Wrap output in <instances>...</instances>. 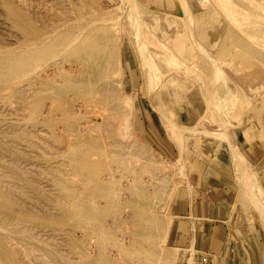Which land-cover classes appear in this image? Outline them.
Instances as JSON below:
<instances>
[{"label": "rangeland", "instance_id": "rangeland-1", "mask_svg": "<svg viewBox=\"0 0 264 264\" xmlns=\"http://www.w3.org/2000/svg\"><path fill=\"white\" fill-rule=\"evenodd\" d=\"M138 1H140L139 2L140 7H143L144 5H145V7H147V9H145L144 12L142 10L134 8L136 13L138 10L139 13H137V15L140 14L141 18L139 16L137 17L133 8L130 6L129 0H0V57H1V55H3V56H5V55L18 56V55L24 53L23 51H26V49L29 47L30 39L33 38L34 40H39V37L40 36L42 37V35H43L41 30H43L45 27L53 29V25L60 24V22H62V21H63L62 23H64V22L66 23V21L67 22H69V21L70 22H74V21L76 22L78 19L88 20V19L92 18V15L100 14L101 12H103L105 10V8H109V9H106L108 11H106V10L104 11V12L108 13V15L106 17L109 16L108 17V21H109L108 24L109 25L107 24L106 28L110 29L109 31H111L117 37L115 41H117V39L120 37V35H121L120 38H122V35H126V34L129 37H130V34H132L131 36H134V26H135V24H138L137 21L142 20L144 16L149 17L151 14L153 17L155 15L154 18H155V20L157 19V21H154V20L153 21L156 22L155 23L156 25H154V26L157 29L155 28V31L150 32V34L152 33L151 36L149 34H148V36H150L151 38L152 37H154V38L158 37L159 39L163 40L164 42L159 40V39L155 40L153 38L155 40L154 42H157L158 45H160V44L163 45V43L166 45L165 48L167 51L164 50L163 53L167 54L168 56L166 55V57H164L165 55H163V53L160 52V51H163L162 48L164 47V45L162 46L161 50H159L158 47L160 48V46H158L156 43H152V45L154 47L152 45L151 46L149 45L150 46L149 48L151 49V47H152V49H155V50L157 49L158 52H157V50L156 51L153 50V52L154 51L156 53L160 52V53H162L161 55H163V57H161L159 59V57H157L158 54L153 53L150 50V52H152L151 54H154V55H152L153 57L150 59L146 58L147 59L146 61H147V65L151 64L150 67H149V65H148V67L149 68L152 67L153 70H154V66L157 64L156 65L157 67L155 66L156 68L154 70L156 74L153 73L154 71L152 69H151V71H152V75L154 74V77H155V75L157 77V73L160 75V78L157 80L158 81L157 84L160 86L161 91H164V90L169 91V90H171V88H172L171 91L172 92L174 91L173 92L174 95L170 94V97H171L170 101L168 100L170 102L171 106L173 105L172 106L173 109L175 107L176 111L174 113L176 116H174V117L177 118L178 113L187 111L188 110V103H190V102L202 101L203 107L206 109L208 106L207 111L209 110L207 113L204 109L206 116L203 113V115H204V116H202V118L204 117L203 120L199 119V122H198V119H196L191 124L192 127H191V129H189V131H191V132L185 131L188 133L187 134L185 132L183 133V136H182L183 141H184L185 134L187 135V137L185 136V138H186L185 142H186L187 147L185 146V143L182 142L180 139H176V140L172 139L173 140L172 142L174 144V150H176L174 152V154L176 156L175 158H177V159H174V161H173L174 163L172 161L166 162V158L165 157L163 158L164 155H162L158 151V147H154L149 142L147 143V141L143 137L140 136L138 130H136V131L134 130L135 129L134 124L136 125L137 116H138V114L140 115V112L137 111L138 109L136 110V108L143 110L150 117L151 111L153 110V104L151 103V100H150L148 93H147V87L145 85V82L143 81V75L145 73H143L144 72L143 68H142L143 65H141V64H143L144 62H143L142 58L140 57V54H139L140 52L133 47L132 42L129 40V38H127L128 40L125 41V44L129 47L128 51L131 54L135 55L136 59H135V61L133 60L134 70L128 71V75H127V69L126 68L124 69V71H125L124 75L125 76L124 75L123 76L125 78L126 83L123 86L121 84V81L118 82L119 81L118 77L120 76L121 69L120 70L116 69V70H114L113 73H111L112 76L108 74V76H110V77H108V76L104 77V78L107 77L106 82H101V83L96 82V84L93 85L94 87L92 86L91 88L83 90L82 93H80L79 95L76 94L77 91L74 88H72V86H67V85L63 87L64 91H62V92L61 91L46 92V93L37 95L36 93H31V91L29 92V87L27 85L29 78L27 77L28 75L26 74L25 71H22L21 77H19L18 76L19 74H18L15 77L10 78L11 75L14 76L15 74L8 73L9 67L8 66L6 68L4 67V70H3V68H1L0 69V215H1V217H7L8 219H14V220L16 219L15 221H22V223H27L29 226V233H28V231L25 233L26 237H25V234L21 235L22 238L20 239V241L17 242V241H15V239L14 240L7 239L8 244H10L12 247H14L16 249L18 248L20 264H73V261H74L73 259H75L77 257V255L79 254L80 251H81L80 254L82 255V259H83L84 264H118V263L119 264H140V262L143 261L144 257L150 258L151 256H152L151 258H153V264H158V263L159 264H174V263L175 264H189L190 261L193 262V264H196L197 263V250H196L197 248H196V243L194 242L195 241L194 235H195L196 230L200 224H199L198 220H196L194 217L192 218V217H188L186 215H182L183 216L182 217L180 215L181 217L179 218V217H176V214L170 213V205H171L170 202H171V198H172L171 196L174 195L176 192H178V194H180V192L183 189H187V187L189 188L190 186L197 185V183H192V180H196L197 175L201 176L206 171V168L210 165L211 161H213V160H215V161L219 160L220 162H222L225 170L230 173V176L234 180V182L238 181V178L236 175H239L238 177H241L242 179L244 177L247 178L250 176H252L253 178L256 177L257 188L254 191L255 196L252 193V195H251L252 197L244 196L243 199L239 198L240 200H238V199L236 200V197H235L236 201L234 202L235 205L233 203V209H232L233 212L231 214L230 220H231V222H233L235 224L245 223L246 225H249V227H252L253 229H255L257 234L259 235V239L263 245L262 250H263V254H264V225L262 223V218H260L261 217L260 210H258L257 203L255 202V200L257 199V198L255 199V197H258L260 200L262 198L264 199V167H261L259 169V172L257 173L258 177L255 175L254 176L249 175L246 177V175L244 176V170L240 171L239 168L236 167V165L233 163V160H232V150H233V148H236L245 157V159L247 157V159L245 161H247V165H249V166H250V164L252 165L250 167H254L257 164L255 160L256 159L259 160L260 157H261V159L258 161V165L262 166V164H264V162L261 161V160H263L262 155H264V135H259V133L262 134L261 131L258 129L257 132H255V134H254L255 136L250 137V138H248L246 136L245 139L243 140V134L247 131V126L249 125L250 121L251 122L253 120L256 122L258 121L259 127L261 129H264V108H262L263 111L260 112V114H259V112L255 113L254 111H251L253 109L255 110V108L258 107L259 102L262 105V103H261L262 100L259 101L260 100L259 98H261L260 96L263 95L262 93H264V90H263V92H261V94H258L257 90H254V89L256 88L255 82L264 84V56L262 55L260 57L257 55H253L254 56L253 62L256 64H262V67L260 69H256V70L250 69V68H245L243 65H246V64H244L245 61H247V63H248V59L247 58L245 59L246 56L244 58L239 56L240 54L243 53L241 51V50H243L241 48H244V46H242V45H244V44H242L243 42H246L247 47L252 45L251 48L248 47V48H250V50L252 52L257 51V52H262L264 54V36L259 34V37L257 38L256 35H252L253 38L251 39V35L248 34L250 36H247V34L245 33L248 31V30L246 31V29L248 27L252 28L251 25L256 26V24L259 23V21H260L259 19L262 20V18H264V6H262V4L259 2H256V4H255V2L252 3V2H250V0H248L249 1L248 3L245 2L246 4H244V1H242V3H241V1H238V0H234L233 3L230 0H227V3H226V0H220V2L218 0V3H217V0H203V1L198 0V2H197V0H187V1H189V3H187V4H189V9L194 10L196 7H198V9H195V12H197L199 10L200 11L206 10V11L205 12H199V13L195 14V18L192 20V22L183 26L184 30L185 29H187V30L180 31V33H179L180 35L182 34L183 39L186 40V42L182 44L183 39H182V36H180L179 34L177 35V37H179L177 39H179V41L181 43H179V42L177 43V39L174 40L173 42L171 41L170 35H172V34H169L171 32V29L165 28L163 26V24L169 20L170 15H172L173 13L177 14V10H179L180 13L183 12V9H181L183 7L182 6L183 2L181 4L180 3L181 1L178 0V2L180 4L178 2H176V4H174V6L172 7V11H170L172 14H167L165 16V18H162L161 15H158V14H161L162 13L161 11H163L167 8L166 5L160 4L157 2H153L154 3L153 5H149L146 0H142L143 2L141 0H138ZM204 1H205V3H204ZM223 1H225L224 4H227V7L229 6L228 1H229V4H230V2H231V4H233L234 8L232 6H230V7H228L230 9L232 7V9L237 10L238 8L236 6H238V7L242 6L241 8H243V6H244L243 9L245 11L247 10L250 14L249 15L246 14L247 12L244 13L243 12L244 10L241 9V10H243L242 14L244 13L245 16L246 15H248V16L245 18L242 16L240 18L239 16L241 14L236 13V15L239 14L238 17L240 19V21L237 22L235 17L236 18H238V17L236 15L234 17V15H231V13H229V12L233 13L234 10H232V9L230 10L227 7L226 8L224 7L225 8L224 10H223V8L221 9L220 5L223 4ZM251 1H253V0H251ZM261 1L264 3V0H261ZM141 2H142V4H140ZM207 2H209V3H207ZM215 3H217V4H215ZM257 3H258V5L259 4H261V5L258 6ZM218 4H219V6H217ZM224 4L222 5V7L224 6ZM234 4H236V6ZM247 4H249V5H247ZM247 6H252L254 9L252 7L247 8ZM153 8H155L157 10H155ZM110 9H111V11H110ZM159 9H161V10L159 11ZM174 9H175V11H174ZM250 9H252L253 11ZM221 10H223V11H221ZM94 11H96V12H94ZM99 11H101V12H99ZM114 11L116 13L115 14L116 17L113 15ZM227 11H228V13H227ZM239 11L240 10L235 11V12H239ZM109 12H111L112 14ZM132 12L135 15L132 14ZM141 12H143V13H141ZM145 12H147V13H145ZM226 13L228 15L230 14L229 16H232L234 18L229 17ZM252 14H254V15L257 14V16H255V17H258L259 19L258 18L254 19V17H253L254 15L252 16ZM142 15H144V16H142ZM156 15L160 16V17H156ZM250 15L252 18L250 17V19H249L248 17ZM258 15H260V16H258ZM83 17H85V18H83ZM130 17L131 18L133 17L132 19L135 18L137 21H135V19L132 20ZM243 18L245 19V23H247V24H245L244 21H242ZM252 19H253V21H252ZM256 19H258L259 21H257ZM130 20H132L135 23H132ZM254 20H256L257 22ZM250 21L252 23H250ZM154 22H153V24H154ZM127 23H129V24H127ZM254 23H256V24L254 25ZM260 23H261V25H260ZM260 23H259V26L264 27V24H263L264 22L260 21ZM116 24L118 26H120V24H121V27L117 26L115 29V27H113V26L114 25L116 26ZM190 24L194 26V29L192 28L191 32H193V30H194L195 33L190 32V29H191ZM244 24L247 26V28ZM200 25L205 27V32H206L207 38L206 39L200 38V47H199L197 42H196L197 39L193 38L192 36H195V35L197 36L196 26H200ZM238 25H242V27H240ZM187 26L189 29L187 28ZM40 27H41V29H40ZM143 27L146 28L145 25H143ZM108 29H105V30H108ZM35 30H37V31H35ZM130 31L133 33H131ZM164 31L166 32V34ZM243 31H245V32H243ZM123 32H124V34H122ZM182 32H184V34ZM189 32H190V35H192V36L189 35ZM153 33L155 36L153 35ZM137 35H139V34H137ZM148 36H147V38H148ZM168 36L170 38L169 40L167 39ZM238 37H242V39L240 38L241 44L239 43ZM248 37H250V38H248ZM120 38H119V40H120ZM191 38H193V40L196 39V40H194L195 42L193 41V44H192V40H190ZM247 38H248V41L252 40L251 41L252 44L250 41L249 42L247 41ZM184 40H183V42H184ZM188 40H190V41H188ZM167 41H169V42H167ZM175 44L176 45L177 44H179V45L185 44L187 48L183 51V53L181 51L179 53V51L176 48L177 46ZM211 44H213L212 47H211ZM217 44L223 47V49L221 50L222 54H217V56L214 57L211 55V51H212L211 49L215 45L217 46ZM123 45H121L122 47H121V51H120V53H122V54L124 53ZM155 46L156 47L158 46V47L156 48ZM172 47L173 48L175 47L176 51H174V49ZM204 48L207 50V52ZM239 48L241 50H239ZM194 49L199 51L200 56L197 55L198 52L196 53L194 51ZM192 50L196 54L191 53ZM168 51L171 52L172 54L169 53ZM174 52H176V53H174ZM180 54H181V57H180ZM201 54H204L203 57L204 56L205 57L203 59H205V60L201 59L202 58ZM209 54L211 55V57ZM226 55L228 58L226 57ZM196 56L197 57L199 56V57L197 58ZM149 57H151V56H149ZM154 57L155 58L157 57L158 61H157V59H154ZM172 57L175 59H173ZM178 57H179V59L180 58L184 59V60H182V59H180V60H182L181 61L182 64L186 63L185 64L186 67L184 65L181 66L180 60L179 61L176 60V59H178ZM193 57H194V59H193ZM206 57L208 58V60ZM163 58L168 59V61L170 62L169 63L170 65H167L168 63ZM225 58H227V59H225ZM152 59H154V60H152ZM44 60H43V62L35 63L36 64V65H34V69H35L34 71L35 72H33V74H31L30 76L38 79L40 77V75H43L45 73H53V72H56L58 70L57 73L60 74V73L66 72L67 70H69V68H72V66H73L72 69H74V66H75L74 65L75 61L72 59H63L61 66L57 65L56 62H53L52 58L45 60V61H47V60L49 61L48 63L46 62L47 63V66H46ZM159 60H161V61H159ZM172 60H173V62H172ZM211 60L215 63L217 62V64L219 65L220 68H222V66L225 65L224 66L225 69L222 68L221 69L222 72L220 71L221 74L223 73L222 75H224L225 73L227 74V75L225 74L223 79H221L223 76L221 77L220 74H218L221 77L220 78L218 76L221 80L220 79H218V81L215 80V78H217L216 77L217 75L215 76V74H217L216 72H218L217 70H219V68L217 67L218 65L215 63H214L215 65H214L213 62H211ZM227 60H228V62H225V64H224V61H227ZM152 61H154V66H153ZM189 61H191L190 64H189ZM193 61L195 62L194 64H196L198 61V64L192 65ZM183 62H185V63H183ZM159 63H160L159 66H161V67H158ZM211 63L216 67V69L217 68L218 69L212 70L214 68V66L211 65ZM175 64H176V66H175ZM177 64H179V66ZM204 64H205V66H204ZM207 64H209V65H207ZM19 65H21V64H19ZM40 65L41 66L44 65V67H41ZM190 65H191V69L194 67V69H192V70H194V73H195L194 75H192V70L191 71L188 70V69H190ZM45 67H46V70H45ZM47 67H48V69H47ZM167 67H170V68H167ZM175 67H179V68L182 67V68H180V69L177 68L178 69V71H177V69ZM187 67H189V68H187ZM51 68L53 70H51ZM66 68H68V69H66ZM149 68H148V70H149ZM157 68L159 70L158 72H156ZM184 68H185V70L190 71L189 73H186V76H184L185 74H183ZM199 68H201L200 71H199ZM207 68L208 69L212 68V69L208 70ZM166 69H168L167 70V71H169L168 73H167ZM170 69L173 71H171ZM227 69L229 71H227ZM60 70H61V72H60ZM118 70H119V73H118ZM211 70H212V72H211ZM232 70H234L235 73L237 72L236 76L238 77V79L236 78V76L234 75ZM41 71H42V73H41ZM115 71H117V72H115ZM151 71L148 72V74H151ZM160 71H161V74L162 73L164 74L166 72L167 75H166V73L164 75L163 74L161 75L159 73ZM176 71H177V73H176ZM206 71H207V73H206ZM209 71H210V73H209ZM213 71L215 74L213 73ZM231 71H232V73H231ZM5 72H6V74H5ZM23 72H25V73H23ZM134 72H136V75L133 74ZM203 72H205V73H203ZM115 73H117V74H115ZM197 73H200V74H197ZM201 73H203L204 76L207 74L205 77H207L208 79H209V76L211 73H213L214 75L211 74V76H210L211 79L209 81H207L206 80L207 78L203 79V75H201ZM1 74H3V75H1ZM9 74H11V75H9ZM175 74H177V75H175ZM228 74L230 76L231 75H234V76H231V77L229 76V78H228ZM7 75H8V77H7ZM22 75L26 78H23ZM116 75H118V76H116ZM170 75L174 76L173 79L172 78L169 79ZM144 76H146V74ZM162 76H164L165 78L163 77L161 79ZM193 76L195 77V79ZM213 76H215L214 79H213ZM199 77L201 78V80H199ZM12 78H13V80H11ZM14 78L15 79L17 78L16 79L18 81L17 84H15L16 80ZM18 78H20V81L18 80ZM21 79H22V81H21ZM128 80H132V81L129 82ZM159 80H162L164 82L167 80L169 82H167V85H166L165 84L166 82L163 83L162 81H159ZM171 80L174 83H171L172 82ZM174 80H176V81H174ZM214 81H216V83ZM237 81H239V82H237ZM13 82H15V83H13ZM161 82L165 85H162ZM175 82L177 84H175ZM212 82L215 83L216 85L213 84ZM225 82L228 85V89H227V85H225ZM118 83H120L121 86ZM206 83L207 84L211 83L210 84L211 86L209 84L207 85ZM107 84L112 86V90H113V88H115V91H116L115 97H111V93H110L108 87H107V89L103 90L105 88V85H107ZM171 84H172V86H171ZM201 85L203 86L202 88H201ZM162 86H164L165 88H163ZM209 86L211 87V90L213 88L212 91L208 89ZM118 87H119V89H118ZM173 87H174V90H173ZM236 87H237V90H235ZM176 88H177V91H175ZM222 88H224L225 91L223 90V92H225V93H222ZM121 89L123 90V92H121ZM226 89L229 92H227ZM233 90H235L236 92ZM248 90H249V92H248ZM13 91H14V93H13ZM90 91L92 93H89ZM102 91L108 92L110 94L108 97L109 103L103 100L102 97L105 95L102 94L103 93ZM209 91H210V93H209ZM234 92H235V96L237 98L236 100H235V97L234 98L231 97L232 96L231 94H233ZM240 92H241V95H240ZM245 93H248V94L245 95ZM117 94L119 95V97ZM205 94H208V97ZM223 94H224V96H226L228 98L223 97ZM243 94L245 96H243ZM68 95H69V97H68ZM227 95H229V96H227ZM28 96L31 98H29ZM165 96L167 97L168 94ZM204 96L207 98H204ZM220 96H222V97L219 98ZM241 96H242V99L239 98ZM110 97L113 98L114 100L116 98L115 103L116 104L118 103L120 105V107L122 105L123 106V107H121L122 109L120 108L118 110V109L114 108V106L111 104V99H109ZM174 97H176V98H174ZM214 98H216L217 100ZM69 100L70 101L74 100V101L72 103V102H69ZM237 100H239L240 102ZM217 101H219L220 103L222 101L223 106H220V105H222V103L221 104L219 103V105H218V103L215 104V102H217ZM233 101H235V102L237 101V103H233ZM75 102H80V103H75ZM225 102H228V104L226 103V105H225L226 107L224 106ZM54 105H56V107ZM78 105H79V108H78ZM102 105H104V106H102ZM227 105L230 107H228ZM95 106H96V108H95ZM235 106H236V111L235 110H234L235 112L230 111V110H232L233 107L235 108ZM239 106H240V109H239ZM102 107L104 110H102ZM222 107H223V109H222ZM93 108H95L94 110L96 113H93L94 112ZM114 109H115V111H114ZM238 109L241 110L243 113L240 112ZM242 109H244V110L246 109V111L248 109L249 110H248V112H244V110H242ZM33 110H34V113H32ZM112 110H113V112H112ZM116 110H117V112L118 111L119 112L117 113ZM219 110H220V112H218ZM224 110H226L227 112ZM256 110H258V109H256ZM216 112H218V113L216 114ZM222 112L224 113V115L227 118L224 117ZM100 113L103 114V116L100 115ZM156 113L158 115V120H157L158 127L164 128L165 125L163 124L161 116L159 115L158 112H156ZM211 113H212V115H211ZM220 113H221L222 118L219 115ZM238 113H242V115L243 114L244 115L242 116ZM245 113H247V114H245ZM31 115L35 116V117L31 118ZM107 115H110V116L107 117ZM115 115H117V117ZM227 115H230V116H227ZM247 115H248V117H247ZM213 116H215V117L219 116L220 118L217 117L215 119ZM88 117L90 120L88 119ZM208 117H209L210 121H212L211 122L212 125H211L210 121L208 120ZM210 117L212 118V120ZM138 118H139V116H138ZM223 118L225 120H223ZM247 118H252V119L249 120ZM50 120H52V121H50ZM115 120H117V121H115ZM215 120H217V121H215ZM219 120H221V121L218 122ZM88 121H89V123H88ZM91 121L93 123H90ZM114 121L117 124L114 123ZM214 121L216 124H218L217 126L214 123ZM228 121H230L228 123L231 125V126H229L230 128L228 127L227 123H226L227 125L225 124V122H228ZM221 122H224V123L222 124ZM85 123H86V126H85ZM112 123L114 125H112ZM198 123H201V124H199V127H200L199 129L197 127ZM203 123H205L206 125ZM81 124H82V126H81ZM87 124H88L89 128L87 127ZM221 124L223 126H220ZM200 125H202V128L203 127H205V128H203L201 130ZM98 126L101 127V129L98 128ZM219 126H220V128H219ZM236 126H237L238 131H236ZM144 127H145V125H144ZM194 127H196V128H194ZM223 127L224 128L226 127L225 129H227V131L226 130L225 131L228 134L230 132H233V133H230L229 136L227 135V138L230 142L226 139V137H224L227 133L225 135H222L223 134L222 133ZM83 128H85V130H83ZM128 128H131V129L133 128V129L131 131ZM206 128L209 130L206 131ZM213 128H215L216 133H214L215 131ZM108 129H111V131ZM193 129H194V131H193ZM230 129H232V131ZM99 130H101V131H99ZM114 130H115V132H114ZM186 130H188V128ZM218 130H219L220 135L217 133ZM107 131H109V132H107ZM208 131L209 132L214 131V132L209 133ZM225 131H223V132H225ZM203 132H205L206 134ZM192 133H194V134H192ZM65 134H66V137H65ZM69 134L71 136H69ZM214 134H216L218 137ZM256 135H259V137ZM60 137H61V139H60ZM69 137H71V138H69ZM97 137H98V139H97ZM195 137H196V139H195ZM221 137H223V138H221ZM137 138H138V140H137ZM76 141H88V142L85 144V146L84 145L81 147L75 146L76 148L73 151V149L71 147H74V145L76 144ZM143 141H144V144L148 145L149 148H147V146H145L143 144ZM177 141L179 142V144L183 143L182 146H179ZM197 141H198V143L195 145L194 143ZM243 141H244V143H242ZM109 143L110 144L112 143V145H109ZM68 144L69 145L71 144L70 147ZM138 147L143 148V149H137ZM183 147H184V150H183ZM98 148H100V149H98ZM208 149L212 153L209 152ZM132 150H133V152H132ZM80 151L84 152L85 155H87L88 161L92 162V163L90 162V166L84 168L83 171L80 167H78L72 163L74 160V156L77 155L78 153H80ZM112 151H114V152L112 153ZM144 151H147V152H144ZM115 152L119 153L120 155H118ZM181 152L183 153V155H181V156H185V158L184 157L183 158L185 160L188 159L187 161H185L183 158L180 157ZM127 153H130L132 155L127 154ZM143 153H145V154H143ZM146 153H148V154H146ZM152 153H154V154H152ZM126 154L128 155V157H126L127 159L125 158ZM133 154L140 156V158L136 156L138 158L137 159L134 155V157L137 159V161H139V159H141V157H143L141 159L142 162L140 160L139 162H136V164L134 165L133 162L135 163V158L133 157ZM112 156H114L117 161H119L120 159L123 158L122 160H120V163H122V164H120L116 160L114 161L115 158L113 159ZM129 156L132 158L131 159L132 164H131V162L128 161V160H130ZM252 157L254 158V160L252 159ZM111 159H112V162H111ZM143 159L145 160L144 162H143ZM197 159L203 160L206 163L205 165L207 167H204L201 171H199V174L196 173V175H194L196 177H193V176H191L190 172L192 170V164ZM126 160L129 162V165L126 162ZM148 160L149 161L151 160L154 163H156V162H159V163L158 164L156 163L157 164V167H156V164H154L152 162V164H153L152 165V164H150V162H148ZM140 162H141V164H140ZM163 162L167 163V164H165L164 169H163V165H162ZM133 165H134V168L136 166L137 167L135 168V170H132V172H133L132 173L131 169H129V168L133 169V167H132ZM159 165H162V166H159ZM147 166L150 169L149 172H148L149 169H147L148 168ZM175 166H176V169L179 168L180 171H181V169H183L184 172L181 171V173L183 172L182 175L179 172V170H178V172H177V170H174ZM90 167L92 169H90ZM109 167H110V169H108ZM141 167H143V168H141ZM172 167H174V168H172ZM186 168H187V170H186ZM99 169L101 170V174H100V171H98ZM138 169H139V171H138ZM208 169H209V167H208ZM93 171H94V173H93ZM134 171L136 172L135 173L136 176L138 175L137 177L135 176ZM143 171H144V173H143ZM63 172H64V174H63ZM95 172H99V173L96 174ZM123 172H124V174H123ZM151 172L153 174H151ZM241 172H243V173H241ZM150 174L153 176H151ZM113 175L115 176V178L113 177ZM120 175L123 177H120ZM95 176H97L99 179H97V177L95 179ZM188 176H189V180L187 179ZM108 177H110V180H112V182L109 181ZM90 178H91V180H88ZM134 178H135V180H133ZM241 178H239V179L242 181ZM105 179L106 180L108 179V180L105 182ZM93 180H94V182H93ZM150 180H152V181H150ZM244 180H246V179H244ZM146 182H148V183H146ZM150 182L151 183L153 182L154 184L153 183L150 184ZM11 185H17L18 187L20 185V187H19V188H21L20 192L22 191V188H23L24 193L23 192L18 193V191H17V194H16L15 192H13V195L11 194L12 202L7 203L6 200L3 198L2 192L6 193V191L8 190V187H10ZM238 186L239 185H236V189H238ZM107 189H111V190L113 189V192L115 191L116 193H112ZM155 189L156 190L158 189V190L156 191ZM80 190H82V191L80 192ZM106 190H107V192H106ZM118 190H119L120 194H122L121 195L122 197L119 195ZM153 190H155L158 193H155V191H153ZM25 191H27V192H25ZM107 193H108V195H107ZM153 193L156 195H153ZM116 194H118L119 196ZM129 196H131V197H129ZM169 196H170V198H169ZM95 198H96V200H95ZM155 198H157V199H155ZM252 198H253V200H252ZM167 199L169 200L168 203H170V204H168V206L165 205V204H167L166 203ZM92 200H94L95 202ZM253 201L255 203H253ZM259 204H261V203H259ZM72 206H74L75 208L77 207L76 211H73L74 207H72ZM143 208L146 211L143 210ZM140 209H142L145 213L142 214V216H137L138 210H140ZM86 211H88L90 213L89 219L91 220V218H92V221H91L92 225L86 224V223H81V225L80 224L77 225L76 224L77 221L80 222L81 219L84 220L83 217L85 218L86 215H84V214L86 213ZM157 211L160 212L159 215H158ZM161 212H163V213H161ZM91 216H93L94 218ZM114 216H116V217H114ZM97 219L99 220L98 222H97ZM130 219L134 223L131 222ZM126 221H127V223H129V224H127V226L125 225ZM116 222H117V224H116ZM113 223H115L116 225ZM130 223H132V225ZM84 224H85V226H84ZM128 225H129V227H128ZM138 225L141 228L140 227L138 228ZM93 226H95L96 228ZM124 226H126V227H124ZM164 226L166 228H164ZM91 227H92V229L95 228L94 229L95 231L92 230ZM98 227H100L101 229ZM157 227H158V229H157ZM84 228H85V230H84ZM105 228L109 229V230H107L108 232L107 231L105 232ZM8 229H10V228H6V227L4 228V226H2V224H0V235L1 234L13 235L14 232L11 230H8ZM100 230L102 232H100ZM126 230H127V233L125 232ZM150 231H151V233H150ZM95 232H96V234H95ZM120 232H121V234H123L124 232L125 233L121 236V234H119ZM180 232L183 234L184 238L182 239V241H180L181 242L180 247H177L176 244L172 241V238H173L172 236H175L177 233L179 234ZM30 233L34 234V235L36 234L35 235L36 237L31 236ZM106 233L109 235L111 233V235L108 236ZM102 234H103V236H102ZM95 235L96 236L98 235V237L95 238ZM112 235H113V237H112ZM134 235H135V237H134ZM13 236L16 237L15 234ZM93 236H94V238H93ZM126 236H127V238H126ZM108 237L109 238L111 237L112 239L114 238L113 240H115L117 243L112 241L111 238H110L111 239L110 240ZM128 237H130V238H128ZM142 237L144 238V240H146V241L148 240V242H150L151 244L152 243L154 244V245L150 244L152 250L150 248L148 249L147 247H146V249H142V248L138 247V244H136V243L138 242V239H142ZM149 237H151V238H149ZM120 238H123V239L120 240ZM92 239H93V241H92ZM108 239L110 240V242L112 241V243H110ZM127 240L130 241V244H129V241L127 243ZM24 241H27V242H24ZM131 241L133 243H131ZM134 241H135V243H134ZM46 242H47V244H46ZM119 242H124L126 244L120 243V245H119ZM159 242H161V243H159ZM20 243H21V245H20ZM125 245H128V246L130 245V246L126 247ZM54 246L59 251L61 250L60 254L57 257L53 256L51 253V251L55 249ZM163 246H165V247L167 246L166 251L170 248L173 249L174 254L173 255L169 254L168 253L169 250L167 252L164 251L165 249ZM25 247H29V248L31 247L33 249V252H30V250H28V252H25L26 251ZM162 247H163V250H162ZM93 251H95V252H93ZM127 251L134 252L132 254V258L126 257ZM62 252H63V254H62ZM191 253H193V255ZM161 254H162V257L160 258ZM65 255L67 257H65ZM113 255H114V257H112ZM138 255H140V256H138ZM38 256H40V257H38ZM62 256L64 259H62ZM174 258H177L176 261L174 260ZM159 259H161L160 262H158ZM117 260L119 262H117ZM48 261H50V262H48ZM138 261H139V263H138ZM190 264H192V263H190Z\"/></svg>", "mask_w": 264, "mask_h": 264}, {"label": "bare ground", "instance_id": "bare-ground-1", "mask_svg": "<svg viewBox=\"0 0 264 264\" xmlns=\"http://www.w3.org/2000/svg\"><path fill=\"white\" fill-rule=\"evenodd\" d=\"M142 1V0H141ZM147 1V3L149 4V5H153L154 3L153 2H157V3H160V4H164V5H166L167 6V8L165 9V10H163V11H161L162 13L161 14H158V15H161V17L162 18H165V16L167 15V14H172L170 11H172V7L174 6V4H176V2H178V0H146ZM179 1H181L180 3L182 4V2H183V4H182V8L181 9H183V12L182 13H180L179 12V10H177V14H172V15H170V18H169V20L167 21V22H165L164 24H163V26L165 27V28H169V29H171V32L169 33V34H172V35H170V37H171V41L173 42L174 40H176L177 38H179V37H177V35L180 33V31H183L184 30V27L183 26H185V25H187V24H189V23H191L192 22V20L195 18V14H197V13H199V12H205L206 10H202V11H197V12H195V9H198V7H196L194 10L193 9H189V4H187V3H189V1H187V0H179ZM203 1V0H202ZM232 3L234 2V0H230ZM238 1H241V3H242V1H244V4H246L245 2H249L248 0H238ZM139 2L140 1H138V0H129V3H130V6L133 8V10H134V8L135 9H139V10H142L143 12L145 11V9H147V7H145V5L143 6V7H140L139 6ZM143 2V1H142ZM142 2L140 3V4H142ZM197 2H198V0H197ZM216 2V1H215ZM219 2H220V0H219ZM231 2H230V4H231ZM250 2H255V4H256V2H259V3H261L262 4V6H264V3L261 1V0H253V1H251L250 0ZM179 3V2H178ZM179 3V4H180ZM204 3H205V1H204ZM207 3H209V2H207ZM217 3H218V0H217ZM217 3H215V4H217ZM225 3V1H223V4ZM226 3H227V0H226ZM200 4V3H199ZM223 4H221L220 6H221V9L223 8V10L227 7V4H224V6L222 7V5ZM229 4V1H228V7H230V6H232L233 8H234V6H233V4H231L230 5ZM254 4V5H255ZM261 4H259V5H261ZM235 6H236V4H234ZM247 5H249V4H247ZM251 5V4H250ZM257 5H258V3H257ZM258 5V6H259ZM129 6V7H130ZM212 6V5H211ZM217 6H219V4L217 5ZM91 7V6H90ZM115 7V6H114ZM130 7V8H131ZM225 7V8H224ZM227 7V8H228ZM232 7H231V9H232ZM238 9L236 10V9H232V10H234V12L232 13V12H229V13H231V15H234V17H235V15H236V13H240L241 15L239 16V14L238 15H236L237 17L239 16L240 18L243 16L244 18L245 17H247L250 13L246 10H244L243 8H244V6H243V8H241V7H238V6H236ZM248 7H252V6H247V8ZM94 8V7H93ZM120 8V7H119ZM152 8V7H151ZM246 8V9H247ZM253 8V7H252ZM106 9H109V8H105V10ZM153 9H155V8H153ZM164 9V8H163ZM228 9H230V8H228ZM230 9V10H231ZM241 9H243V10H241ZM254 9V8H253ZM104 10V11H105ZM131 10V9H130ZM155 10H157V9H155ZM161 9H159V11H160ZM223 10H221V11H223ZM227 10V9H226ZM225 10V11H226ZM238 10H240L239 12H235V11H238ZM250 10H252V9H250ZM83 11V10H82ZM102 11V10H101ZM101 11H99V12H101ZM101 12L100 14H94V15H92V18H90V19H88V20H80V19H78L76 22L74 21V22H67L66 21V23L64 22V23H62V22H60V24H55V25H53V29L52 28H47V27H43L44 29L43 30H41L42 31V33H43V35H42V37L40 36L39 37V40H34L33 38L32 39H30V42H29V47L26 49V51H23L24 53H22V54H20V55H18V56H15V55H5V56H3V55H1V57H0V69L1 68H3V70H4V67L6 68L7 66L9 67V69H8V73H12V74H15L14 76L13 75H11V74H9V75H11L10 76V78L11 77H15L16 75H18L19 77H21V74H22V71H25L26 72V74L28 75H26L28 78H29V80H28V83H27V85H28V87H29V92L31 91V93H36L37 95H40V94H43V93H46V92H58V91H64L63 90V87L64 86H72V88H74L77 92H76V94L77 95H79L80 93H82V91L83 90H85V89H88V88H91L94 84H96V82H106V78H104L105 76H108V74L109 75H111V73H113L114 72V70H116V69H121V73H120V76L118 77L119 78V81L118 82H120L121 81V84H122V86L126 83V81H125V78H124V74H125V71H124V69L126 68L127 69V75H128V71H132V70H134V67H133V60L135 61V59H136V57H135V55H133V54H131L128 50H129V47L125 44V41H127L128 39L127 38H129V40L132 42V45H133V47L135 48V49H137L139 52V54H140V57L142 58V60H143V64H141V65H143V73H145L146 74V76H144L143 74V81L145 82V85H146V87H147V93H148V96H149V98H150V100H151V103L153 104V110L151 111V115H150V117L143 111V110H141V109H139V108H136V110L137 111H139L140 112V115L138 114V116H139V118H138V116H137V119H136V125L134 124V127H135V131L136 130H138V132H139V134H140V136L141 137H143L146 141H147V143L149 142L151 145H153L154 147H158V151L162 154V155H164L163 156V158L165 157L166 158V162L167 161H174V159H177V158H175L176 156H175V154H174V152L176 151V150H174V144H173V140L172 139H174V140H176V139H180L182 142H184L185 143V146H186V142H185V140H186V138H185V136L187 137V133L188 132H191V131H189V129H191V124L196 120V119H198V122H199V119L201 120H203L204 119V117L202 118V116H204L205 115V111L208 113V111H207V108H208V106H207V108L205 109L204 107H203V102L202 101H197V102H190V103H188V110L187 111H184V112H181V113H178V117L177 118H175L174 116H176L175 115V107H174V109H173V105L171 106V104H170V94L172 95H174V91L172 92L171 90H172V88H171V90H164V91H161V89H160V86L157 84V80L160 78V75L157 73V77H156V75H155V77H154V74L152 75V71H151V69L153 70V68L151 67V68H149L150 67V65L151 64H148L149 65V67H148V65H147V59L146 58H152L153 56L152 55H154V54H151L152 52H153V50H155V49H152V47H151V49L149 48L151 45H152V43H156L157 45H158V43L157 42H154L155 40H157V39H159L158 37L157 38H154V37H150L151 36V34H150V32H152V31H155V26L154 25H156L155 23L156 22H154V21H157V19L155 20V15L152 17V15L150 14V16L148 17H145L144 15H142V16H144L143 17V19L142 20H140V21H137L135 18V21H137L138 22V24H135V26H134V36H131L132 34H130V37L129 36H127V34L126 35H122V38H120L121 37V35H120V40H119V38L117 39V41H115L116 40V36L111 32V31H109L110 29H108V28H106V25L109 23V21H108V17H106L107 15H108V13L107 12ZM106 11H108V10H106ZM110 11H111V9H110ZM174 11H175V9H174ZM242 11L244 12V13H246V14H248V15H246L245 16V14L243 13L242 14ZM253 11V10H252ZM94 12H96V11H94ZM113 12V11H112ZM134 12H135V10H134ZM143 12H141V13H143ZM157 12V11H156ZM84 13V12H83ZM87 13V12H86ZM85 13V14H86ZM109 13H111V12H109ZM136 13V12H135ZM137 13H139L138 12V10H137ZM137 13H136V15H137ZM145 13H147V12H145ZM144 13V14H145ZM223 13V12H222ZM227 13H228V11H227ZM226 13V14H227ZM72 14V13H71ZM112 14V13H111ZM115 11H114V16H115ZM132 14H134L133 12H132ZM131 14V15H132ZM225 14V15H226ZM129 15V14H128ZM135 15V14H134ZM133 15V16H134ZM147 15V14H146ZM228 15V14H227ZM230 15V14H229ZM228 15V16H229ZM254 14H252V16H253ZM82 16V15H81ZM84 16V15H83ZM89 16V15H88ZM94 16V17H93ZM140 17L141 18V16H140V14L139 15H137V17ZM255 16H257V14L256 15H254L253 17H254V19L255 18H258V17H255ZM258 16H260V15H258ZM112 17V16H111ZM116 17V16H115ZM114 17V18H115ZM136 17V16H135ZM156 17H160V16H157L156 15ZM229 17H231V18H234V17H232V16H229ZM239 17L238 18H236L235 17V19L237 20V22L238 21H240V19H239ZM250 17H251V15L248 17L249 19H250ZM262 17V16H261ZM73 18V17H72ZM77 18V17H76ZM83 18H85V17H83ZM131 18V17H130ZM133 18V17H132ZM131 18V19H132ZM243 18V20L242 21H244V23H245V19ZM252 18V17H251ZM113 19V18H112ZM116 19V18H115ZM134 19H132V20H134ZM230 19V18H229ZM239 19V20H238ZM259 19V18H258ZM256 19L257 21H263L264 22V18H262V20L261 19ZM75 20V19H74ZM132 20H130L132 23H135V22H133ZM154 20V21H153ZM234 20V19H233ZM235 20V21H236ZM256 20H254V21H256ZM72 21V20H71ZM111 21V20H110ZM160 21V20H159ZM252 21H253V19H252ZM256 21V22H257ZM260 21H259V23H260ZM127 22V21H126ZM141 22V23H140ZM153 22H154V24H153ZM111 23V22H110ZM131 23V24H132ZM242 23V22H241ZM250 23H252L251 21H250ZM259 23H254V25L256 24V26H253V25H251V27L252 28H247V26L245 25V24H247V23H245L244 25L246 26V31L247 32H245V31H243V32H245L246 34H247V36H250L251 35V39L253 38L252 37V35H256L257 36V38L259 37V34L260 35H263L264 36V27H262V26H259ZM262 23V22H261ZM261 23H260V25H261ZM114 24V23H113ZM127 24H129V23H127ZM237 24V23H236ZM264 24V23H263ZM109 25V24H108ZM112 25V24H111ZM143 25H145L146 26V28L145 27H143ZM159 25V24H158ZM32 26V25H31ZM118 25L116 24V26L114 25L113 27H115V29H116V27H117ZM132 26V25H131ZM193 25H191L190 24V27H191V29H190V32L192 31V28L194 29V26L192 27ZM238 26H240V27H242V25H238ZM249 26V25H248ZM30 27V26H29ZM110 27V26H109ZM112 27V28H113ZM118 27H121V24H120V26H118ZM123 28V27H122ZM121 28V29H122ZM133 28V27H132ZM186 28V27H185ZM187 28H188V26H187ZM40 29H41V27H40ZM105 29H108V30H105ZM131 29V28H130ZM157 29V28H156ZM189 29V28H188ZM241 29V28H240ZM244 29V28H243ZM164 30V29H163ZM176 30V31H175ZM185 30H187V29H185ZM184 30V31H185ZM35 31H37V30H35ZM114 31V30H113ZM119 31V30H118ZM121 31V30H120ZM123 31V30H122ZM132 31V30H131ZM130 31V32H131ZM242 31V30H241ZM34 32V31H33ZM157 32V31H156ZM165 32V31H164ZM177 32V33H176ZM188 32V31H187ZM190 32H189V35H190ZM131 33H133V32H131ZM183 34H184V32H182ZM191 33H195L194 32V30H193V32H191ZM196 33H197V36L195 35V36H192V35H190V36H192L193 38H196L197 39V44H198V46L200 47V38L202 39V38H204V39H206L207 37H206V32H205V27L204 26H202V25H200V26H196ZM235 33V32H234ZM122 34H124V32L122 33ZM136 34V35H135ZM137 34H139V35H137ZM148 34L150 35V36H148ZM156 34V33H155ZM165 34H166V32H165ZM248 34H250V35H248ZM153 35H154V33H153ZM152 35V36H153ZM180 35V34H179ZM186 35V34H185ZM245 35V34H244ZM243 35V36H244ZM137 36V37H136ZM147 36H148V38H147ZM155 36V35H154ZM180 36H182V34L180 35ZM187 36V35H186ZM255 36V37H256ZM246 37V36H245ZM155 40H154V39ZM162 38V37H161ZM189 38V37H188ZM187 38V39H188ZM193 38H191L190 40H192V44H193V41L194 40H196V39H194L193 40ZM239 39V43H240V40L242 39V37H238ZM241 38V39H240ZM248 38H250V37H248ZM248 38H247V41H248ZM163 39V38H162ZM166 39V38H165ZM168 40L170 39L169 38V36H168V38H167ZM182 39H183V36H182ZM181 39V40H182ZM119 40V41H118ZM159 40H161V39H159ZM184 40V39H183ZM183 40H182V44L183 43H185L186 42V40H184V42H183ZM190 40H188V41H190ZM161 41H163V40H161ZM250 42L252 41V40H249ZM248 41V42H249ZM159 42V41H158ZM164 42V41H163ZM167 42H169V41H167ZM176 42V41H175ZM174 42V43H175ZM181 43L180 41H179V39H177V43ZM195 42V41H194ZM173 43V44H174ZM124 44V45H123ZM189 44V43H188ZM191 44V43H190ZM195 44V43H194ZM241 44V43H240ZM242 44H244V45H242V46H244V48H241V49H243V50H241L240 48H239V50H241L240 52L242 53V54H240L239 56L240 57H242V58H244L245 56V59L247 58L248 59V63H247V61H245L244 62V64H246V65H243L245 68H250V69H254V70H256V69H260L261 67H262V64H256V63H254L253 62V60H254V56L253 55H257V56H264V54L262 53V52H257V51H251L250 50V48H251V46L252 45H250V46H248V47H250V48H248L247 46H246V42H243ZM251 44H252V42H251ZM121 45H123V47H124V53L122 54V53H120V51H121ZM150 45V46H149ZM155 45V44H154ZM164 45V47L162 48V46ZM163 45H158V46H160V48L158 47V49L159 50H161V48L163 49V51H160V52H164V50H166V45L163 43ZM176 45V44H175ZM153 46V45H152ZM177 47V50L179 51V53H180V51L183 53V51L187 48L186 47V45L184 44V45H179V44H177L176 45ZM213 46V44H211V47ZM255 46V45H254ZM154 47V46H153ZM156 47V46H155ZM156 47V48H157ZM215 47V48H214ZM211 50V55L212 56H217V54H222V49H223V47L222 46H220V45H218L217 44V46L215 45ZM165 48V49H164ZM173 48V47H172ZM192 48V47H191ZM255 48V47H254ZM174 49V51H176V49H175V47L173 48ZM205 49V48H204ZM258 49V48H257ZM150 50L152 51V52H150ZM157 50V49H156ZM155 50V51H156ZM172 50V49H171ZM200 50V49H199ZM202 50V49H201ZM206 50V49H205ZM153 52V53H156V52ZM167 51V50H166ZM165 51V52H166ZM173 51V50H172ZM187 51V50H186ZM194 51L197 53L198 52V54L197 55H199L200 56V54H199V51H197V50H195L194 49ZM248 51V52H247ZM137 52V51H136ZM157 52H158V50H157ZM156 53V54H158V56L157 57H159V59L161 58V57H163V55H165L164 57H166V55L167 54H164L163 53V55H161L162 53ZM169 52V51H168ZM191 52V51H190ZM195 52H193V50H192V52L191 53H194V54H196ZM206 52H207V50H206ZM169 53H171V52H169ZM174 53H176V52H174ZM251 53V54H250ZM172 54V53H171ZM178 54V53H177ZM206 54V53H205ZM260 54V55H259ZM161 55V56H160ZM184 55V54H183ZM202 55V58L201 59H203L204 57H203V55L204 54H201ZM210 55V54H209ZM211 55H210V57H211ZM149 56H151V57H149ZM168 56V55H167ZM179 56V55H178ZM198 56V57H199ZM157 57L155 58L154 57V59H157ZM180 57H181V54H180ZM185 57V56H184ZM187 57V56H186ZM197 57V56H196ZM197 57V58H198ZM209 57V58H210ZM226 57H227V55H226ZM53 59V62H56V64L57 65H59V66H61V64H62V62H63V59H72V60H74L75 62V66H74V69H72L73 68V66H72V68H69V70H67L66 72H63V73H60V74H58L57 73V71L56 72H53V73H45V74H43V75H40V77L38 78V79H36V78H33L32 76H30L31 74H33V72H35L34 70V65H36L35 63H37V62H43V60L45 59ZM171 58V57H170ZM173 58V57H172ZM207 58V57H206ZM228 58V57H227ZM227 58H225V59H227ZM140 59V58H139ZM138 59V60H139ZM154 59H152V60H154ZM163 59H165L166 60V62L168 63L167 65H170L169 63V61H168V59H166V58H163ZM173 59H175V58H173ZM180 59H182V58H180ZM179 59V57H178V59H176V60H180ZM193 59H194V57H193ZM44 60V61H45ZM175 60V61H176ZM182 60H184V59H182ZM182 60H180V63H181V66L182 65H184L185 67H186V63L185 62H183V63H185V64H182ZM197 60V59H196ZM199 60V59H198ZM203 60H205V59H203ZM207 60H208V58H207ZM157 61H158V59H157ZM159 61H161V60H159ZM195 61V60H194ZM193 61V63H192V65L196 62H194ZM49 62L48 60L47 61H45V65L47 66V63ZM142 62V61H141ZM140 62V63H141ZM149 62V61H148ZM156 62V61H155ZM172 62H173V60H172ZM190 62L191 61H189V64H190ZM200 62V61H199ZM207 62V61H206ZM211 62H213L212 60H211ZM225 62H228V60L227 61H224V64H225ZM150 63V62H149ZM152 63H153V66H154V61H152ZM178 63V62H177ZM209 63V62H208ZM215 62H213V64H214ZM223 63V62H222ZM19 64H21V65H19ZM64 64V63H63ZM156 64V63H155ZM196 64H198V61H197V63ZM196 64H194V65H196ZM200 64V63H199ZM202 64V63H201ZM212 63H211V65H213ZM215 64H217V62L215 63ZM214 64V65H215ZM70 65V64H69ZM157 65V64H156ZM155 65V66H156ZM160 65V63L158 64V67H161V66H159ZM178 66H179V64H177ZM207 65H209V64H207ZM213 65V66H214ZM218 65V64H217ZM216 65V66H217ZM221 65V64H220ZM39 66V65H38ZM41 66V65H40ZM65 66V65H64ZM71 66V65H70ZM154 66V70H155V68L157 67H155ZM175 66H176V64H175ZM189 66V65H188ZM204 66H205V64H204ZM212 66V67H213ZM225 66V65H224ZM224 66H222V68H224ZM41 67H44V65L43 66H41ZM40 67V68H41ZM63 67V66H62ZM149 68V70H148V68ZM197 67V66H196ZM195 67V68H196ZM200 67V66H199ZM208 67V66H207ZM218 68H219V70H217L216 69V67L214 66V68L212 69V68H209V69H212V70H214V69H216L218 72H216L217 74H215L214 73V71H213V73L215 74V76L217 77V78H215V76H213V79L215 78V80L216 81H218V79H220L222 76V78L221 79H223L224 78V76H225V74L224 75H222L221 74V72H222V68H220L219 67V65L217 66ZM163 68V67H162ZM167 68H170V67H167ZM176 69L177 68H179V67H175ZM180 68H182V67H180ZM179 68V69H180ZM187 68H189V67H187ZM47 69H48V67H47ZM66 69H68V68H66ZM165 69V68H164ZM172 69V68H171ZM170 69V70H171ZM174 69V68H173ZM192 69H194V67L192 68ZM191 69V65H190V69H188V70H192ZM198 69V68H197ZM200 69L201 68H199V71H200ZM208 69V68H207ZM208 69V70H209ZM225 69V68H224ZM45 70H46V67H45ZM51 70H53L52 68H51ZM119 70H118V73H119ZM153 70V71H154ZM163 70V69H162ZM161 70V71H162ZM168 69H166V71H167ZM183 70V69H182ZM188 70H185V68H184V73L183 74H185L184 76H186V73H189L190 71H188ZM212 70H211V72H212ZM55 71V70H54ZM151 71V74H148V72H150ZM159 70H158V68H157V71L156 72H158ZM161 71L159 72L160 74H161ZM165 71V70H164ZM171 71H173V70H171ZM170 71V72H171ZM177 71H178V69H177ZM177 71H176V73H177ZM221 71V72H220ZM227 71H229L228 69H227ZM233 71V73H234V75L236 76V73L234 72V70H232ZM232 71H231V73H232ZM21 72V73H20ZM25 72H23V73H25ZM44 72V71H43ZM60 72H61V70H60ZM115 72H117V71H115ZM169 71H167V73H168ZM39 73V72H38ZM41 73H42V71H41ZM153 73H155V71L153 72ZM166 73V72H165ZM164 73V74H165ZM167 73H166V75H167ZM203 73H205V72H203ZM203 73H201V75H203V79L204 78H207V77H205L204 76V74ZM206 73H207V71H206ZM209 73H210V71H209ZM213 73H211V74H213ZM5 74H6V72H5ZM40 74V73H39ZM115 74H117V73H115ZM114 74V75H115ZM134 75H136V72H134L133 73ZM156 74V73H155ZM163 74V73H162ZM161 74V75H162ZM163 74V75H164ZM172 74V73H171ZM174 74V73H173ZM191 74V73H190ZM195 73H194V70H192V75H194ZM197 74H200V73H197ZM196 74V75H197ZM211 74H210V76H211ZM213 74V75H214ZM218 74H220V76L218 75ZM239 74V73H238ZM1 75H3V74H1ZM124 75V76H123ZM169 75V74H168ZM175 75H177V74H175ZM189 75V74H188ZM227 75V74H226ZM234 75H231V76H234ZM240 75V74H239ZM238 75V76H239ZM5 76V75H4ZM17 76V77H18ZM23 76V75H22ZM112 76V75H111ZM116 76H118V75H116ZM171 76V75H170ZM169 76V79H173V77L174 76H171L170 77ZM181 76V75H180ZM179 76V77H180ZM183 76V75H182ZM191 76V75H190ZM210 76H209V79L207 78L206 80L207 81H209L211 78H210ZM220 78H219V77ZM229 74H228V78H229ZM230 76V77H231ZM7 77H8V75H7ZM108 77H110V76H108ZM134 77V76H133ZM164 76H162L161 77V79L163 78ZM178 77V76H177ZM188 77V76H187ZM186 77V78H187ZM194 77V76H193ZM23 78H26V77H24L23 76ZM22 78V79H23ZM115 78V77H114ZM155 78V79H154ZM165 78V77H164ZM226 78V77H225ZM236 78L238 79V77L236 76ZM240 78V77H239ZM15 79V78H14ZM17 79V78H16ZM15 79V80H16ZM22 79H21V81H22ZM117 79V78H116ZM127 79V78H126ZM181 79V78H180ZM193 79V78H192ZM194 79H195V77H194ZM220 79V80H221ZM11 80H13V78L11 79ZM14 80V81H15ZM18 80L20 81V78H18ZM111 80V79H110ZM113 80V79H112ZM168 80V79H167ZM162 81V80H159V81H162L163 83H165L166 85H167V82H169V81ZM177 80V79H176ZM176 80H174V81H176ZM199 80H201V78L199 77ZM241 80V79H240ZM114 81V80H113ZM129 82H131L132 80H128ZM172 81V80H171ZM197 81V80H196ZM213 81V80H212ZM216 81H214L215 83H216ZM17 80H16V83L15 82H13V83H15V84H17ZM161 82V83H162ZM178 82V81H177ZM198 82V81H197ZM228 82V81H227ZM237 82H239V81H237ZM255 82V81H254ZM162 83V85H165V84H163ZM171 83H174L173 81L171 82ZM213 83V82H212ZM215 83H213V84H215ZM256 83V85H255V89L254 90H257V93L258 94H261V92H263V90H264V84L263 83H258V82H255ZM119 85H120V83H118ZM175 84H177L176 82H175ZM207 84V83H206ZM209 85L211 84V83H208ZM207 84V85H208ZM231 84V83H230ZM206 85V86H207ZM216 85V84H215ZM214 85V86H215ZM225 85H227V83L225 82ZM224 85V86H225ZM232 85V84H231ZM240 85V84H239ZM121 86V85H120ZM169 86V85H168ZM167 86V87H168ZM171 86H172V84H171ZM170 86V87H171ZM211 86V85H210ZM208 87V89L209 90H211V87ZM213 86V85H212ZM235 86V85H234ZM94 87V86H93ZM107 87H108V89H109V91H110V93H111V97H115L116 96V91H115V88H113V90H112V86H110L109 84H107V85H105V88L103 89V90H105V89H107ZM163 88H165L164 86H162ZM203 86L201 85V88H202ZM233 87V86H232ZM239 87V86H238ZM162 88V89H163ZM200 88V89H201ZM225 88V87H224ZM224 88H222V93H225V92H223V90H224ZM241 88V87H240ZM11 89V88H10ZM62 89V90H61ZM93 89V88H92ZM118 89H119V87H118ZM170 89V88H169ZM227 89H228V85H227ZM226 89V91L227 92H229L228 90ZM233 89V88H232ZM91 90V89H90ZM173 90H174V87H173ZM203 90V89H202ZM212 90H213V88H212ZM211 90V91H212ZM235 90H237V87L235 88ZM235 90H233V91H235ZM175 91H177V88H176V90ZM204 91V90H203ZM202 91V92H203ZM225 91V90H224ZM232 91V90H231ZM241 91V90H240ZM103 92V91H102ZM121 92H123V90L121 89ZM236 92V91H235ZM235 92L233 93V94H231L232 96L231 97H235V100L237 99L236 98V96H235ZM248 92H249V90H248ZM13 93H14V91H13ZM22 93V92H21ZM89 93H92L91 91L89 92ZM209 93H210V91H209ZM102 94H104L105 96H103L102 98H103V100L104 101H106V102H108L109 103V101H108V97H109V93L108 92H103ZM168 94V96L166 97L165 95H167ZM213 94V93H212ZM237 94V93H236ZM248 93H245V95H247ZM263 95L262 96H260L261 98H259L260 100L259 101H261V103H262V105L260 104V102H259V105H258V107L257 108H255V110L253 109V110H251V111H254L255 113H258L259 112V114H260V112H262L263 111V109L262 108H264V93H262ZM23 95V94H22ZM32 95V94H31ZM30 95V96H31ZM114 95V96H113ZM118 95V94H117ZM122 95V94H121ZM120 95V96H121ZM176 95V94H175ZM207 97H208V94H205ZM214 95V94H213ZM212 95V96H213ZM221 95V94H220ZM226 95V94H225ZM240 95H241V92H240ZM244 94H243V96H245ZM102 96V95H101ZM215 96V95H214ZM227 96H229V95H227ZM29 97V96H28ZM68 97H69V95H68ZM109 98V99H111V104L114 106V108H116V109H120L121 107H123L122 105H121V107H120V105L117 103H115V101H116V98H115V100L113 99V98ZM118 97H119V95H118ZM117 97V98H118ZM207 97H205L204 96V98H207ZM216 97V96H215ZM222 96H220L219 98H221ZM223 97H225V98H228V97H226V96H224V94H223ZM29 98H31V97H29ZM96 98V97H95ZM173 98V97H172ZM174 98H176V97H174ZM239 98H241L242 99V96L241 97H239ZM238 98V99H239ZM244 98V97H243ZM71 99V98H70ZM73 99V98H72ZM113 99V100H112ZM213 99V98H212ZM214 99H216V98H214ZM231 99V98H230ZM169 100V101H168ZM211 100V99H210ZM217 100V99H216ZM224 100V99H223ZM244 100V99H243ZM74 101V100H73ZM73 101H70L69 100V102H72L73 103ZM135 101V100H134ZM213 101V100H212ZM227 101V100H226ZM237 101H239V100H237ZM237 101L235 102V101H233V103H237ZM245 101V100H244ZM99 102V101H98ZM105 102V103H106ZM169 102V103H168ZM229 102V101H228ZM228 102H225V104H224V106L226 105V103L228 104ZM240 102V101H239ZM238 102V103H239ZM75 103H80V102H75ZM218 103V105H219V101H217V102H215V104H217ZM221 103H222V105H220V106H223V102L221 101ZM220 103V104H221ZM232 103V104H233ZM170 104V105H169ZM258 104V103H257ZM77 105V104H76ZM81 105V104H80ZM107 105V104H106ZM231 105V104H230ZM236 105V104H235ZM55 107H56V105H54ZM87 106V105H86ZM102 106H104V105H102ZM228 106V105H227ZM257 106V105H256ZM100 107V106H99ZM106 107V106H105ZM108 107V106H107ZM226 107V106H225ZM228 107H230V106H228ZM232 107V106H231ZM78 108H79V105H78ZM95 108H96V106H95ZM95 108H93V113H96L95 112ZM112 108V107H111ZM221 108V107H220ZM40 109V108H39ZM106 109V108H105ZM113 109V108H112ZM122 109V108H121ZM124 109V108H123ZM204 109H205V111H204ZM222 109H223V107H222ZM225 109V108H224ZM228 109V108H227ZM226 109V110H227ZM239 109H240V106H239ZM238 109V110H239ZM256 109H258V110H256ZM102 110H104L103 109V107H102ZM226 110H224V111H226ZM236 111V106H235V108L233 107L232 108V110H230V111H233V112H235ZM237 110V111H238ZM242 110H244V109H242ZM249 110V109H248ZM248 110L246 111V109L244 110V112H248ZM114 111H115V109H114ZM229 111V110H228ZM229 111V112H230ZM240 112H242L241 110H239ZM38 112V111H37ZM76 112V111H75ZM102 112V111H101ZM112 112H113V110H112ZM116 112H117V110H116ZM119 112V111H118ZM117 112V113H118ZM156 112H158L159 113V115L161 116V119H162V121H163V124L165 125V127L164 128H160V127H158V122H157V120H158V115H157V113ZM218 112H220V110L218 111ZM218 112H216V114L218 113ZM227 112V111H226ZM250 112V111H249ZM253 112V113H254ZM32 113H34V110H33V112ZM115 113V112H114ZM203 113H204V115H203ZM206 113V114H207ZM213 113V112H212ZM212 113H211V115H212ZM223 113V112H222ZM243 113V112H242ZM242 113H238V114H240V115H242ZM36 114V113H35ZM77 114V113H76ZM88 114V113H87ZM228 114V113H227ZM245 114H247V113H245ZM251 114V113H250ZM91 115V114H90ZM100 115H102L103 116V114H101L100 113ZM210 115V114H209ZM220 115V117L222 118V116H221V113L219 114ZM223 115H224V113H223ZM244 115V114H243ZM242 115V116H243ZM255 115V114H254ZM92 116V115H91ZM108 116H110V115H107V117ZM116 117H117V115H115ZM124 116V115H123ZM206 116V115H205ZM227 116H230V115H227ZM252 116V115H251ZM34 118L35 116H32L31 115V118ZM212 117V116H211ZM210 117V118H211ZM215 119L217 118V117H219V116H217V117H215V116H213ZM219 117V118H220ZM224 117H226L225 115H224ZM247 117H248V115H247ZM250 117V116H249ZM258 117V116H257ZM256 117V118H257ZM84 118V117H83ZM93 118V117H92ZM113 118V117H112ZM227 118V117H226ZM255 118V117H254ZM88 119H89V117H88ZM114 119V118H113ZM117 119V118H116ZM247 119H252V118H247ZM90 120V119H89ZM134 120V119H133ZM208 120L210 121V119H209V117H208ZM211 120H212V118H211ZM214 120V119H213ZM223 120H225L224 118H223ZM50 121H52V120H50ZM115 121H117V120H115ZM114 121V123H116ZM215 121H217V120H215ZM215 121H214V123H215ZM221 120H219L218 122H220ZM248 121V120H247ZM161 122V121H160ZM212 121H210V123H211ZM217 122V123H218ZM230 121H228V122H225V124L227 123H229ZM262 122V121H261ZM88 123H89V121H88ZM90 123H93L92 121L90 122ZM213 123V124H214ZM222 124L224 123V122H221ZM248 123V122H247ZM95 124V123H94ZM101 124V123H100ZM99 124V125H100ZM103 124V123H102ZM117 124V123H116ZM199 124H201V123H198V129L200 128L199 127ZM203 124H205V123H203ZM209 124V123H208ZM216 124V123H215ZM220 125V126H223V125ZM226 124V125H227ZM80 125V124H79ZM110 125V124H109ZM112 125H114L113 123H112ZM144 125H145V127H144ZM194 125V124H193ZM206 125V124H205ZM211 125H212V123H211ZM218 124H216V126H217ZM81 126H82V124H81ZM85 126H86V123H85ZM84 126V127H85ZM201 126V130L203 129V128H205V127H203L202 128V125H200ZM215 126V125H214ZM213 126V127H214ZM220 126H219V128H220ZM229 126H231L230 124H228V127ZM63 127V126H62ZM87 127H88V124H87ZM104 127V126H103ZM209 127V126H208ZM233 127V126H232ZM56 128V127H55ZM81 128V127H80ZM86 128V127H85ZM85 128H83V130H85ZM89 128V127H88ZM98 128H100L101 129V127H99L98 126ZM188 128V130H186V129ZM194 128H196V127H194ZM218 128V129H219ZM226 128V127H225ZM224 127H223V131H227V129H225ZM230 128V127H229ZM228 128V129H229ZM92 129V128H91ZM107 129V128H106ZM128 129H130L131 131H132V129L131 128H128ZM185 129V130H184ZM214 129V131H211V132H214V133H216V130H215V128H213ZM233 129V128H232ZM232 129H230L231 131H232ZM260 130L261 131V133L262 134H260L259 133V135H264V129H261L260 127H259V124H258V121L256 122V121H250L249 122V125L247 126V131L243 134V140L245 139V137L247 136L248 138H250V137H253V136H255L254 134H255V132H257V130ZM57 130V129H56ZM82 130V131H83ZM97 130V129H96ZM108 130H110L111 131V129H108ZM207 130H209V129H207L206 128V131ZM89 131V130H88ZM87 131V132H88ZM99 131H101V130H99ZM185 131H188V132H185ZM193 131H194V129H193ZM205 131V130H204ZM205 131V132H206ZM222 131V135H225L227 132L225 131V132H223ZM229 131V130H228ZM236 131H238L237 130V126H236ZM96 132V131H95ZM107 132H109V131H107ZM114 132H115V130H114ZM186 133L185 134V136H184V141L182 140L183 139V133ZM205 132H203V133H205ZM209 132V131H208ZM211 132H209V133H211ZM221 132V131H220ZM208 133V134H209ZM217 133L219 134V130L217 131ZM230 133H233V132H230ZM230 133L228 134H226L224 137H226V139L228 140V138H227V135L229 136L230 135ZM103 134V133H102ZM192 134H194V133H192ZM206 134V133H205ZM207 134V135H208ZM111 135V134H110ZM201 135V134H200ZM214 135H216V134H214ZM220 135V134H219ZM259 135H256V136H258L259 137ZM69 136H71L70 134H69ZM189 136V135H188ZM217 136V135H216ZM65 137H66V134H65ZM73 137V136H72ZM131 137V136H130ZM182 137V138H181ZM218 137V136H217ZM69 138H71V137H69ZM134 138V137H133ZM192 138V137H191ZM221 138H223V137H221ZM257 138V137H256ZM60 139H61V137H60ZM97 139H98V137H97ZM101 139V138H100ZM132 139V138H131ZM195 139H196V137H195ZM255 139V138H254ZM89 140V139H88ZM133 140V139H132ZM137 140H138V138H137ZM179 140V141H180ZM188 140V139H187ZM198 140V139H197ZM180 141V142H181ZM229 141V140H228ZM88 141H76V144L74 145V147H71L72 149H73V151L75 150V146H77V147H81V146H85V144L87 143ZM178 142V141H177ZM230 142V141H229ZM263 142V141H262ZM69 143V142H68ZM94 143V142H93ZM117 143V142H116ZM198 143V141L197 142H195L194 144L196 145ZM242 143H244V141L242 142ZM143 144H144V141H143ZM178 144H179V142H178ZM183 144V143H182ZM182 144H179V146H182ZM189 144V143H188ZM69 145V144H68ZM71 145V144H70ZM70 145H69V147H70ZM109 145H112V143L110 144L109 143ZM142 145V144H141ZM145 145V144H144ZM200 145V144H199ZM145 146H147V148H149L148 147V145H145ZM68 147V148H69ZM142 147V146H141ZM187 147V146H186ZM185 147V148H186ZM191 147V146H190ZM198 147V146H197ZM180 148V147H179ZM203 148V147H202ZM70 149V148H69ZM98 149H100V148H98ZM132 149V148H131ZM137 149H143V148H137ZM196 149V148H195ZM78 150V149H77ZM149 150V149H148ZM183 150H184V147H183ZM137 151V150H136ZM139 151V150H138ZM142 151V150H141ZM208 151L209 152H211L209 149H208ZM253 151V150H252ZM95 152V151H94ZM114 151H112V153H113ZM132 152H133V150H132ZM144 152H147V151H144ZM155 152V151H154ZM183 152V151H182ZM181 152V153H182ZM257 152V151H256ZM115 153H117V152H115ZM126 153V152H125ZM180 153V157L181 158H185V156H181V155H183V153L181 154ZM212 153V152H211ZM118 155H120L119 153H117ZM127 154H130V153H127ZM126 154V156H125V158L126 157H128V155ZM138 154V153H137ZM143 154H145V153H143ZM146 154H148V153H146ZM152 154H154V153H152ZM151 154V155H152ZM200 154V153H199ZM198 154V155H199ZM262 154V153H261ZM130 155H132V154H130ZM134 155H135V157L137 156L136 154H133V157H134ZM142 155V154H141ZM179 155V154H178ZM259 155V154H258ZM122 156V155H121ZM149 156V155H148ZM154 156V155H153ZM110 157V156H109ZM108 157V158H109ZM113 157V159L115 158L114 156H112ZM117 157V156H116ZM130 157V156H129ZM134 157V158H135ZM137 157H139L140 158V156L138 155ZM136 157V158H137ZM156 157V156H155ZM224 157V156H223ZM51 158V157H50ZM133 158V159H134ZM135 158V163L133 162V164L135 165L136 164V162H139L143 157H141V159H139V161H137V159ZM150 158V157H149ZM152 158V157H151ZM180 158V159H181ZM183 158V159H184ZM123 159V158H122ZM122 159H120V160H122ZM127 159V158H126ZM131 157H130V160H128L129 162H131ZM173 159V160H172ZM246 159H247V157H246ZM245 159V157L240 153V151L238 150V149H236V148H233V150H232V160H233V163L236 165V167L237 168H239V170L240 171H243L244 170V176L246 175V177L247 176H249V175H255V176H257V173L259 172V169L261 168V167H264V164H262V166H259L258 165V161L261 159V157L259 158V160L258 159H256L255 161H256V165L254 166V167H250V166H252L251 164H250V166L249 165H247V161H245L246 160ZM252 159L254 160V158L252 157ZM262 159L263 160H261V161H263L264 162V155H262ZM107 160V159H106ZM116 160V158L114 159V161ZM120 160L119 161H117V162H119L120 163ZM185 160V159H184ZM183 160V161H184ZM188 159H186L185 161H187ZM125 161V160H124ZM127 160H126V162L128 163V165H129V162H128ZM145 160L143 159V162H144ZM90 162L91 161H88V158H87V155H85V153L84 152H82V151H80V153H78L77 155H75L74 156V160H73V164L74 165H76V166H78V167H80L81 169H82V171H83V169L84 168H86V167H88V166H90ZM98 162V161H97ZM111 162H112V159H111ZM122 162V161H121ZM141 162H142V160H141ZM141 162H140V164H141ZM148 162H150V164H152V162L153 161H149L148 160ZM92 163V162H91ZM99 163V162H98ZM108 163V162H107ZM124 163V162H123ZM147 163V162H146ZM154 163V162H153ZM157 164L159 163V162H156ZM156 163H154V164H156ZM174 163V162H173ZM177 163V162H176ZM185 163V162H184ZM188 163V162H187ZM254 163V162H253ZM262 163V162H261ZM100 164V163H99ZM120 164H122V163H120ZM131 164H132V162H131ZM130 164V165H131ZM145 164V163H144ZM149 164V163H148ZM157 164H156V167H157ZM165 164H167V163H162V165H163V169L165 168ZM171 164V163H170ZM201 164H202V161H201V159H197L193 164H192V170H191V173H192V175L194 174V171H199L200 170V168H201ZM249 164V163H248ZM134 165L132 166L133 167V169L132 168H129V169H131V172H132V170H135V168L137 167H135L134 168ZM153 165V164H152ZM151 165V166H152ZM162 165H159V166H162ZM175 165V164H174ZM182 165V164H181ZM185 165V164H184ZM212 165V164H211ZM210 165V166H211ZM98 166V165H97ZM119 166V165H118ZM123 166V165H122ZM142 166V165H141ZM146 166V165H145ZM158 166V167H159ZM177 166V165H176ZM176 166H175V169L174 170H177V172H178V170H179V168L178 169H176ZM179 166V165H178ZM183 166V165H182ZM181 166V167H182ZM101 167V166H100ZM108 167V166H107ZM116 167V166H115ZM124 167V166H123ZM148 167V166H147ZM146 167V168H147ZM153 167V166H152ZM184 167V166H183ZM182 167V168H183ZM188 167V166H187ZM127 168V167H126ZM141 168H143V167H141ZM145 168V167H144ZM172 168H174V167H172ZM90 169H92L91 167H90ZM108 169H110V167L108 168ZM117 169V168H116ZM147 169H149V167L147 168ZM156 169V168H155ZM181 169V168H180ZM242 169V170H241ZM112 170V169H111ZM115 170V169H114ZM113 170V171H114ZM123 170V169H122ZM186 170H187V168H186ZM98 171H100V174H101V170L99 169ZM124 171V170H123ZM138 171H139V169H138ZM150 171V169L148 170V172ZM181 171H183V169H181ZM181 171L179 170V172L181 173ZM238 171V170H237ZM142 172V171H141ZM184 172V171H183ZM182 172V173H183ZM187 172V171H186ZM212 172V171H211ZM228 172V171H227ZM246 172V173H245ZM93 173H94V171H93ZM96 174H98L99 172H95ZM130 173V172H129ZM133 173V172H132ZM136 172L134 171V174H135ZM143 173H144V171H143ZM182 173H181V175H182ZM224 173V172H223ZM229 173V172H228ZM241 173H243V172H241ZM63 174H64V172H63ZM83 174V173H82ZM123 174H124V172H123ZM138 174V173H137ZM151 174H153L152 172H151ZM150 174V175H151ZM187 174V173H186ZM185 174V175H186ZM213 174H215V173H213ZM79 175V174H78ZM128 175V174H127ZM131 175V174H130ZM184 175V174H183ZM229 175H230V173H229ZM98 176V175H97ZM97 176H95V179H96V177ZM135 176H136V174H135ZM138 176V175H137ZM136 176V177H137ZM151 176H153V175H151ZM237 176V178H238V181L236 182H234V180L233 179H231V184H232V186H233V189H235L234 191H235V197H236V200L238 199V200H240V199H243L244 198V196H246V197H252L251 195H252V193H253V195H254V191H255V189L257 188V180H256V177H252V176H250V177H247V178H241V177H238L239 175H236ZM242 176V175H241ZM63 177V176H62ZM113 177L115 178V176L113 175ZM120 177H123V176H121L120 175ZM119 177V178H120ZM150 177V176H149ZM258 177V176H257ZM103 178V177H102ZM109 178V181L110 182H112V180H110V177H108ZM118 178V177H117ZM239 178H241L242 179V181L239 179ZM58 179V178H57ZM93 179V178H92ZM97 179H99L98 177H97ZM121 179V178H120ZM153 179V178H152ZM187 179L189 180V176L187 177ZM244 179H246V180H244ZM248 179V180H247ZM88 180H91V178L90 179H88ZM101 180V179H100ZM104 180V179H103ZM108 180V179H107ZM106 179H105V182L107 181ZM133 180H135V178L133 179ZM155 180V179H154ZM240 180V181H239ZM81 181V180H80ZM99 181V180H98ZM150 181H152V180H150ZM85 182V181H84ZM93 182H94V180H93ZM114 182V181H113ZM155 182V181H154ZM118 183V182H117ZM116 183V184H117ZM146 183H148V182H146ZM153 183V182H152ZM151 182H150V184H152ZM261 183V182H260ZM115 184V183H114ZM141 184V183H140ZM154 184V183H153ZM259 184V183H258ZM18 185V184H17ZM17 185H11L10 187H8V190L6 191V193H4V192H2V195H3V198L6 200V202L7 203H11L12 202V196H11V194L13 195V192H15L16 194H17V191H18V193L20 192V189L21 188H19L20 187V185H19V187L17 186ZM236 185H239L238 186V189H236ZM261 185V184H260ZM95 186V185H94ZM115 186V185H114ZM152 186V185H151ZM196 186V185H195ZM74 187V186H73ZM72 187V188H73ZM138 187V186H137ZM150 187V186H149ZM194 186H190L189 188H188V190L187 191H181L180 192V194H178V192H176L174 195H170L172 198H171V205H170V213H173V214H176V217H181L182 215H181V213H180V211L182 210V209H185V203H186V200H187V198L188 197H190V195H192L193 194V192H192V188H193ZM261 187V186H260ZM263 187V186H262ZM86 188V187H85ZM90 188V187H89ZM161 188V187H160ZM4 189V188H3ZM91 189V188H90ZM147 189V188H146ZM154 189V188H153ZM23 188H22V191L20 192V193H22L23 192ZM105 190V189H104ZM107 190H109L110 192H112V193H116L115 191L113 192V189L111 190V189H107ZM107 190H106V192H107ZM124 190V189H123ZM156 190V189H155ZM155 190H153V191H155ZM158 190V189H157ZM156 190V191H157ZM82 190H80V192H81ZM85 191V190H84ZM121 191V190H120ZM155 191V193H158V192H156ZM25 192H27V191H25ZM118 192H119V190H118ZM140 192V191H139ZM164 192V191H163ZM24 193V192H23ZM109 193V192H108ZM108 193H107V195H108ZM125 194V193H124ZM131 194V193H130ZM152 194V193H151ZM26 195V194H25ZM92 195V194H91ZM105 195V194H104ZM110 195V194H109ZM116 195H118V194H116ZM119 195L121 196L122 194H120V192H119ZM118 195V196H119ZM153 195H156V194H154L153 193ZM158 195V194H157ZM249 195V196H248ZM111 196V195H110ZM133 196V195H132ZM170 196H169V198H170ZM255 196V195H254ZM122 197V196H121ZM129 197H131V196H129ZM167 197V196H166ZM215 197V196H214ZM125 198V197H124ZM240 198V199H239ZM254 198V197H253ZM253 198H252V200H253ZM257 198V199H256ZM92 199V198H91ZM155 199H157V198H155ZM154 199V200H155ZM255 202L257 203V208H258V210H260V215H261V217L260 218H262V223H263V225H264V199L262 198L261 200L258 198V197H255ZM17 200V199H16ZM95 200H96V198H95ZM120 200V199H119ZM235 200V198H234V202L236 201ZM92 201H94V200H92ZM124 201V200H123ZM162 201V200H161ZM95 202V201H94ZM118 202V201H117ZM169 202V200L167 199V201H166V203L167 204H165L166 206H168V204H170V203H168ZM254 201H253V203H255ZM98 203V202H97ZM208 203V202H207ZM237 203V202H236ZM259 203H261V204H259ZM121 204V203H120ZM199 204V203H198ZM158 205V204H157ZM156 205V206H157ZM234 205H235V203H234ZM256 205V204H255ZM128 206V205H127ZM9 207V206H8ZM72 207H74V206H72ZM163 207V206H162ZM236 207V206H235ZM75 208V207H74ZM73 208V211H76V208L74 209ZM130 208V207H129ZM142 208V207H141ZM153 208V207H152ZM151 208V209H152ZM233 208V207H232ZM72 209V208H71ZM118 209V208H117ZM164 209V208H163ZM143 210H145L144 208H143ZM142 209H140V210H138V213H137V216H142V214H144L145 212L143 211ZM146 211V210H145ZM167 211V210H166ZM18 212V211H17ZM109 212V211H108ZM125 212V211H124ZM156 212V211H155ZM158 212V211H157ZM169 212V211H168ZM233 212V211H232ZM75 213V212H74ZM161 213H163V212H161ZM18 214V213H17ZM80 214V213H79ZM128 214V213H127ZM160 214V212H158V215ZM169 214V213H168ZM30 215V214H29ZM84 215H86L85 216V218L83 217V219L84 220H80V222L79 221H77L76 222V224L78 225V224H80L81 225V223H86V224H90V225H92L91 224V221H92V218H91V220L89 219V215H90V213L88 212V211H86V213L84 214ZM181 215V216H180ZM259 215V216H260ZM37 216V215H36ZM79 216V215H78ZM81 216V215H80ZM94 216V215H93ZM93 216H91V217H93ZM161 216V215H160ZM190 216H192V215H190ZM97 217V216H96ZM103 217V216H102ZM106 217V216H105ZM114 217H116V216H114ZM94 218V217H93ZM99 218V217H98ZM112 218V217H111ZM193 218V217H192ZM16 220V219H15ZM14 219H8L7 217H1V215H0V224H2V226H4V228L6 227V228H10V229H8V230H11V231H13L14 232V234L16 235V237L15 236H13V235H8V234H1L0 235V264H20V261H19V250H18V248L16 249V248H14V247H12L10 244H8L7 243V239H12V240H14L15 239V241H20V239L22 238V236L21 235H23V234H25L27 231H28V233H29V226H28V224L27 223H22V221H15ZM107 220V219H106ZM118 220V219H117ZM147 220V219H146ZM194 220V219H193ZM94 221V220H93ZM96 221V220H95ZM99 220L97 219V222H98ZM103 221V220H102ZM108 221V220H107ZM130 221H131V219H130ZM156 221V220H155ZM74 222V221H73ZM101 222V221H100ZM131 222H133V221H131ZM134 223V222H133ZM104 224V223H103ZM110 224V223H109ZM108 224V225H109ZM113 224H115V223H113ZM116 224H117V222H116ZM115 224V225H116ZM127 224H129V223H127V221H126V223H125V225L127 226ZM131 225H132V223H130ZM89 225V226H90ZM111 225V224H110ZM124 225V224H123ZM130 225V226H131ZM135 225V224H134ZM36 226V225H35ZM76 226V225H75ZM83 226V225H82ZM84 226H85V224H84ZM87 226V225H86ZM126 226H124V227H126ZM93 227H95V226H93ZM128 227H129V225H128ZM133 227V226H132ZM140 226L138 225V228H139ZM77 228V227H76ZM75 228V229H76ZM87 228V227H86ZM89 228V227H88ZM96 228V227H95ZM94 228V229H95ZM98 228H100V227H98ZM97 228V229H98ZM109 228V227H108ZM108 228H105V232L107 231V230H109ZM141 228V227H140ZM164 228H166L165 226H164ZM74 229V228H73ZM91 229H92V227H91ZM94 229H92V230H94ZM101 229V228H100ZM127 229V228H126ZM157 229H158V227H157ZM33 230V229H32ZM80 230V229H79ZM84 230H85V228H84ZM91 230V231H92ZM132 230V229H131ZM90 231V232H91ZM95 231V230H94ZM99 231V230H98ZM104 231V230H103ZM152 231V230H151ZM151 231H150V233H151ZM159 231V230H158ZM6 232V231H5ZM100 232H102L101 230H100ZM108 232V231H107ZM126 233H127V230L125 231ZM124 232V233H125ZM104 233V232H103ZM123 233V234H124ZM129 233V232H128ZM95 234H96V232H95ZM105 234V233H104ZM107 234V233H106ZM119 234H121V232L119 233ZM123 234H121V236L123 235ZM132 234V233H131ZM161 234V233H160ZM230 234V233H229ZM30 235L31 236H33V237H36L34 234H31L30 233ZM108 236H110L111 235V233H110V235L109 234H107ZM106 235V236H107ZM114 235V234H113ZM113 235H112V237H113ZM129 235V234H128ZM164 235V234H163ZM38 236V235H37ZM102 236H103V234H102ZM132 236V235H131ZM25 237H26V234H25ZM32 237V238H33ZM96 237H98V235L96 236L95 235V238ZM105 237V236H104ZM134 237H135V235H134ZM160 237V236H159ZM165 237V236H164ZM173 238H172V241L176 244V246L177 247H180V245H181V242L180 241H182V238H181V233H177L175 236H172ZM93 238H94V236H93ZM109 238V237H108ZM111 238V237H110ZM109 238V239H110ZM118 238V237H117ZM126 238H127V236H126ZM128 238H130V237H128ZM139 238V237H138ZM149 238H151V237H149ZM37 239V238H36ZM40 239V238H39ZM108 239V240H109ZM112 239V238H111ZM110 239V240H111ZM114 239V238H113ZM112 239V241H114V242H116L115 240H113ZM121 239H123V238H120V240ZM132 239V238H131ZM237 239V238H236ZM41 240V239H40ZM54 240V239H53ZM81 240V239H80ZM104 240V239H103ZM110 240H109V242H110ZM125 240V239H124ZM130 240V239H129ZM129 240H127V243H128V241ZM135 240V239H134ZM45 241V240H44ZM56 241V240H55ZM92 241H93V239H92ZM97 241V240H96ZM112 241L110 242V243H112ZM118 241V240H117ZM133 241V240H132ZM131 241V243H133ZM165 241V240H164ZM23 242V241H22ZM24 242H27V241H24ZM82 242V241H81ZM125 242V241H124ZM124 242H119V245H120V243H124ZM195 242V241H194ZM44 243V242H43ZM59 243V242H58ZM86 243V242H85ZM84 243V244H85ZM94 243V242H93ZM97 243V242H96ZM117 243V242H116ZM134 243H135V241H134ZM159 243H161V242H159ZM180 243V244H179ZM46 244H47V242H46ZM105 244V243H104ZM124 244H126V243H124ZM129 244H130V241H129ZM136 244H138V247H140V248H142V249H146V247L149 249H151V245L153 244H151L150 242H148V240L146 241V240H144V238L142 237V239H138V242L136 243ZM151 244V245H150ZM20 245H21V243H20ZM28 245V244H27ZM92 245V244H91ZM98 245V244H97ZM117 245V244H116ZM123 245V244H122ZM133 245V244H132ZM154 245V244H153ZM23 246V245H22ZM126 247L128 246V245H125ZM130 246V245H129ZM128 246V247H129ZM24 247V246H23ZM57 247V246H56ZM96 247V246H95ZM164 247V251H166V247L165 246H163ZM163 247H162V250H163ZM54 248H55V246H54ZM92 248V247H91ZM116 248V247H115ZM169 248V247H168ZM167 248V249H168ZM25 249H26V251L25 252H28V250H30V252H33V249L30 247H25ZM40 249V248H39ZM152 250V249H151ZM169 250V251H168ZM167 251H168V253L169 254H171V255H173L174 254V250L173 249H168ZM192 250V249H191ZM61 251V250H60ZM60 251L57 249V248H55L54 250H52L51 251V253H52V255L53 256H55V257H57L59 254H60ZM74 251V250H73ZM120 251V250H119ZM126 251V250H125ZM163 251V252H164ZM166 251V252H167ZM193 251V250H192ZM36 252V251H35ZM93 252H95V251H93ZM107 252V251H106ZM112 252V251H111ZM81 253V251L79 252V254L77 255V257L75 258V259H73L74 261H73V264H84L83 263V259H82V255L80 254ZM110 253V252H109ZM114 253V252H113ZM121 253V252H120ZM134 252H130V251H127V253H126V257L127 258H132V254H133ZM26 254V253H25ZM62 254H63V252H62ZM176 254V253H175ZM192 255H193V253H191ZM31 255V254H30ZM29 255V256H30ZM115 255V254H114ZM114 255L112 256V257H114ZM138 256H140V255H138ZM38 257H40V256H38ZM65 257H67L66 255H65ZM117 257V256H116ZM123 257V256H122ZM137 257V256H136ZM152 257V256H151ZM149 258V257H144V259H143V261H141L140 262V264H153V258ZM162 257V254H161V256H160V258ZM177 257V256H176ZM192 257V256H191ZM61 258V257H60ZM173 258V257H172ZM30 259V258H29ZM48 259V258H47ZM62 259H64L63 258V256H62ZM176 259L177 258H174V260L176 261ZM160 260L161 259H159V261L158 262H160ZM164 260V259H163ZM48 262H50V261H48ZM117 262H119L118 260H117ZM137 262V261H136ZM173 262V261H172ZM185 262V261H184ZM28 263V262H27ZM116 263V262H115ZM138 263H139V261H138ZM190 263H192L193 264V262H189V264ZM119 264V263H118ZM159 264V263H158ZM175 264V263H174Z\"/></svg>", "mask_w": 264, "mask_h": 264}, {"label": "crops", "instance_id": "crops-1", "mask_svg": "<svg viewBox=\"0 0 264 264\" xmlns=\"http://www.w3.org/2000/svg\"><path fill=\"white\" fill-rule=\"evenodd\" d=\"M201 161L199 171L207 167ZM210 165L203 176H194L199 171H194L193 175L190 172L197 178L192 183L197 185L192 188L193 194L187 198L185 209L180 211L181 215L194 217L201 225L194 235L196 264H264L263 245L256 230L230 220L235 198L231 176L219 160L211 161ZM187 190L188 187L182 191ZM181 238H184L182 233Z\"/></svg>", "mask_w": 264, "mask_h": 264}]
</instances>
